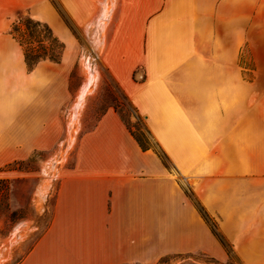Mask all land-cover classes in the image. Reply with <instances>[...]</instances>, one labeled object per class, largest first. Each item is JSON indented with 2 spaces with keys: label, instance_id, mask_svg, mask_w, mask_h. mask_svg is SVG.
Instances as JSON below:
<instances>
[{
  "label": "crops",
  "instance_id": "obj_1",
  "mask_svg": "<svg viewBox=\"0 0 264 264\" xmlns=\"http://www.w3.org/2000/svg\"><path fill=\"white\" fill-rule=\"evenodd\" d=\"M27 1L0 0V176L59 141L69 108L70 27L60 61L28 69L8 31ZM62 2L81 24L85 14L96 13L97 23L114 14L101 30L99 55L157 147L143 149L109 107L78 138L49 223L15 264L220 255L226 250L211 219L237 253L264 254V81L240 65L242 56L263 59L255 37L264 0H93L84 10L78 0Z\"/></svg>",
  "mask_w": 264,
  "mask_h": 264
},
{
  "label": "rangeland",
  "instance_id": "obj_2",
  "mask_svg": "<svg viewBox=\"0 0 264 264\" xmlns=\"http://www.w3.org/2000/svg\"><path fill=\"white\" fill-rule=\"evenodd\" d=\"M46 1L52 4V10L46 9ZM78 1L86 5L82 7L83 10L94 3L93 0ZM114 3L115 0H111V6ZM25 13L46 22L64 45V29L70 27L73 39L71 56L74 61L70 63L69 108L63 110L60 140L46 147H38L28 157L8 164L4 167L6 175L0 176V264H15L43 233L51 218L60 174L74 163L78 138L93 127L109 107L121 110L128 124L138 133L148 129L143 115L129 102L128 96L99 55L101 30L104 22L113 21L114 14L106 15V19L101 17V24L96 22V13L85 14L82 15L84 23L81 24L62 0H28L10 17L8 31L17 16ZM96 25L99 30L97 38ZM255 43L256 54L263 59L253 61L249 56H242L240 65L248 75L258 74L264 81L263 22ZM245 51L244 48V54ZM152 140L157 147L154 138ZM211 222L225 253H167L162 264H264V254L252 255L254 258L249 259L237 253L232 243L215 229V220L211 219Z\"/></svg>",
  "mask_w": 264,
  "mask_h": 264
},
{
  "label": "trees",
  "instance_id": "obj_3",
  "mask_svg": "<svg viewBox=\"0 0 264 264\" xmlns=\"http://www.w3.org/2000/svg\"><path fill=\"white\" fill-rule=\"evenodd\" d=\"M10 32L23 48L24 59L28 69H32L42 59L60 61L64 49V42L46 22L34 18L28 13L20 14L12 23ZM129 102L131 103L130 100ZM115 109L126 122L131 133L143 149L154 147L153 136L148 129H143L138 133L128 124L121 110ZM166 256V254L161 256L155 264L164 263Z\"/></svg>",
  "mask_w": 264,
  "mask_h": 264
}]
</instances>
